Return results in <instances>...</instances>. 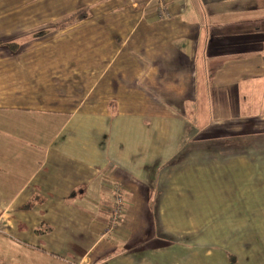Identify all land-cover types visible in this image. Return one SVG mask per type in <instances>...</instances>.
Here are the masks:
<instances>
[{
  "label": "crops",
  "instance_id": "obj_1",
  "mask_svg": "<svg viewBox=\"0 0 264 264\" xmlns=\"http://www.w3.org/2000/svg\"><path fill=\"white\" fill-rule=\"evenodd\" d=\"M263 55L264 0H0V264H250Z\"/></svg>",
  "mask_w": 264,
  "mask_h": 264
},
{
  "label": "rangeland",
  "instance_id": "obj_2",
  "mask_svg": "<svg viewBox=\"0 0 264 264\" xmlns=\"http://www.w3.org/2000/svg\"><path fill=\"white\" fill-rule=\"evenodd\" d=\"M243 171L244 168H243ZM248 173V172H247ZM244 172H243V177H244ZM258 194L259 195H264V186L262 187H259L258 189ZM227 221H232L233 219H225V222ZM241 222H242V233L240 234L242 236V243H246V242H249L250 241V238L253 236V235H258V237H260V241L262 243H264V217H261V218H248V217H243L241 219ZM229 225V224H228ZM254 231V233L252 232ZM258 231L259 233H256ZM236 238H237V235H236ZM260 245H264V244H261L260 242L259 243H256L254 246H253V249L251 251V249L249 250H245V252H242V256H251L250 257V264L254 263V264H260L261 261H262V256H264V253H261V248L262 246ZM260 247V248H259ZM259 258H261V261H259ZM257 259V261H256Z\"/></svg>",
  "mask_w": 264,
  "mask_h": 264
},
{
  "label": "built area",
  "instance_id": "obj_3",
  "mask_svg": "<svg viewBox=\"0 0 264 264\" xmlns=\"http://www.w3.org/2000/svg\"><path fill=\"white\" fill-rule=\"evenodd\" d=\"M162 14L164 16H168L169 12L165 8L162 10ZM109 190L113 195L114 202L111 208V221L109 223V227L107 228V230L109 232L115 233L118 231L119 226L125 217L127 207H126L123 188L119 182L111 181L109 185Z\"/></svg>",
  "mask_w": 264,
  "mask_h": 264
},
{
  "label": "trees",
  "instance_id": "obj_4",
  "mask_svg": "<svg viewBox=\"0 0 264 264\" xmlns=\"http://www.w3.org/2000/svg\"><path fill=\"white\" fill-rule=\"evenodd\" d=\"M88 16V7L86 8H81L78 9L77 11H75L74 13H72L71 15L67 16L66 18H63L61 21H59L57 23V25H59L60 27H68L69 25L73 24L74 22L78 21V20H82L84 18H86ZM263 60H264V55H263ZM36 202V198H33L30 200V202H28L27 204H25V208H30L33 206V204ZM51 229V227H38L36 229V231L38 233H42V232H47ZM232 259H234L233 256H231Z\"/></svg>",
  "mask_w": 264,
  "mask_h": 264
}]
</instances>
